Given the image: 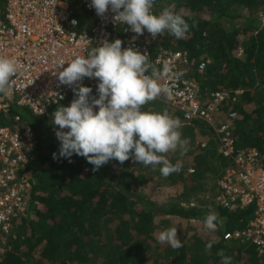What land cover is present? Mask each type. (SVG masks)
Listing matches in <instances>:
<instances>
[{"label": "trees", "instance_id": "trees-1", "mask_svg": "<svg viewBox=\"0 0 264 264\" xmlns=\"http://www.w3.org/2000/svg\"><path fill=\"white\" fill-rule=\"evenodd\" d=\"M164 7L181 14L190 29L179 40L167 31L158 35L152 56L163 49H181L196 63L210 58L203 72L194 65L189 76L207 92L242 90L238 102L223 109L238 113L237 147H256L264 154V92L257 94L264 91V0H156L154 11ZM74 98L71 93L58 107ZM155 105L154 99L142 110L150 111ZM13 112L33 127L36 156L28 168L30 215L14 227L17 238H9L2 264H222L219 251L231 257V264H264V253L258 254L253 246L223 238L226 231L245 226L254 206L229 211L217 201V180L228 160L217 153L216 138L202 122L195 125L210 135L209 147H200L193 155L195 173L188 174L183 165L181 172L168 176L171 184H182L186 196L168 201L159 196L158 184H150L155 190L158 187L153 194L133 190L134 184L146 182L140 171L128 168L131 158L123 164L110 161L95 172L81 156L73 155L71 162L53 159L59 142L51 135L50 114L37 117L28 108L16 106ZM175 113L174 118L182 121L183 116ZM211 175L213 184L208 183ZM208 191L212 205L204 197ZM191 192L202 193L201 198L192 201ZM209 213L218 215L219 224L215 231L206 230V239L192 230L181 241L183 246L173 249L154 237L158 214L198 226L204 225ZM211 241L217 243L206 248Z\"/></svg>", "mask_w": 264, "mask_h": 264}, {"label": "built area", "instance_id": "built-area-1", "mask_svg": "<svg viewBox=\"0 0 264 264\" xmlns=\"http://www.w3.org/2000/svg\"><path fill=\"white\" fill-rule=\"evenodd\" d=\"M113 16L111 10L97 15L91 0H4L0 5V56L14 58L18 64L8 95H0V264L9 249V238L16 237L14 227L30 215L28 168L36 156L34 129L13 112V106L28 108L37 117L50 114L51 135L58 141L52 112L73 93L69 86L59 83V65L117 38L123 41L122 47L132 45L144 52L157 67L165 63L171 66L172 72L162 76L161 83L172 94L157 98L180 112L185 124H205L216 138L217 153L228 160L217 180V201L229 211L254 206L245 226L226 231L223 238L253 246L263 254L264 154L256 147H237V112L223 109L236 103L242 90L205 91L189 74L194 65L203 72L210 58L196 63L181 49L159 50L153 57L151 48L158 36L153 38L146 31L136 36ZM82 83L93 84L90 95H97L95 79L85 78ZM207 145L202 143L203 148ZM185 169L188 174L195 173L193 166ZM182 170L180 167L178 172Z\"/></svg>", "mask_w": 264, "mask_h": 264}, {"label": "clouds", "instance_id": "clouds-1", "mask_svg": "<svg viewBox=\"0 0 264 264\" xmlns=\"http://www.w3.org/2000/svg\"><path fill=\"white\" fill-rule=\"evenodd\" d=\"M155 3L156 0H91V7L99 16L111 10L113 19L136 36L146 31L155 38L167 31L178 40L184 38L190 29L186 19L169 7L154 11ZM122 44L118 38L105 41L87 55L59 65L58 81L69 86L75 98L53 113L52 124L59 141V151L53 153V159L71 162L73 155L81 156L95 172L110 161L123 164L131 158L145 167L158 168L167 177L179 171L181 164H173L165 154L187 151L188 141L179 131L181 121L166 112L142 107L158 96H171L172 90L161 83V77L171 73L172 68L167 63L157 67L137 47ZM17 72L14 58L0 56V95H8L11 78ZM85 78L97 81V95H90L93 89L82 83ZM218 224L216 213L205 216L204 227L209 231L217 230ZM157 240L173 249L183 246L175 227L161 231ZM213 243L217 241L205 247L210 249ZM217 255L222 264H231V257L223 251Z\"/></svg>", "mask_w": 264, "mask_h": 264}, {"label": "rangeland", "instance_id": "rangeland-1", "mask_svg": "<svg viewBox=\"0 0 264 264\" xmlns=\"http://www.w3.org/2000/svg\"><path fill=\"white\" fill-rule=\"evenodd\" d=\"M238 21L242 22V19H240ZM263 92L264 91H262V90H258L257 94H262ZM155 100L158 102V105L157 106L155 105V108L150 110V111L166 112L168 115H170L171 117L174 118V114H176L175 113L176 110L173 108H170V107H172L170 104H168L167 102H165L162 99L156 98ZM179 131L182 133V138L186 139L188 141L187 151L184 153H181L180 151L168 152L165 154L166 158H168L170 160V162H172L173 164L179 162L181 164V166L186 165L187 167L193 166L194 168H196L194 166L193 161H192L193 155L199 153L200 147L203 148L202 147L203 142H206L208 144L207 147H209V141H210L209 136L210 135L202 134L200 131V128L198 126L185 124L184 120L181 121V128L179 129ZM198 148H199V150H198ZM127 166L131 170L135 169L138 172L140 171L141 176L143 177L144 181L146 182L144 184H141V183L134 184L133 190H138L140 188V189H144V190L148 191L150 194H153L154 193L153 191H155L157 193L158 187L155 190L153 187L151 188V186L158 184V186H160V188H161L159 196H161L164 200H168V201L172 200V199H170V197H173V199L177 198L178 200H183L186 198V196L182 195L183 194L182 184H180V183L171 184L169 177L168 176L167 177L162 176L161 173L159 172L158 168L153 169L150 166L145 167L143 165H140L139 163H137L133 159H131V161H129L127 163ZM141 166L145 168L144 171L140 170L139 167H141ZM209 182H210V184L214 183L213 176L208 180V183ZM150 184H152V185L150 186ZM139 190L137 192H139ZM209 191L204 194V197L206 200H209L208 205H212L211 200H210L211 199V197H210L211 192L209 193ZM191 194H192V196H189V198L192 199V201H194V200H196V198H201L200 195L202 193L201 194H198V193L193 194V192H191ZM207 194L209 195V198H207ZM152 197H154V196H152ZM156 224L158 227L156 229V234L154 233V237L156 238V240H157L158 234L161 231L168 229V228H172V227L177 228V235L181 241L184 240V238L186 239L187 235L192 230H196V232H198V233L200 232V235L202 236L203 239H206V237L208 235V232L206 231L207 229L204 227V225L197 224L198 226H196L195 222L191 224L187 220L181 219L179 217H168L165 215L158 214ZM157 242H159V241L157 240ZM161 245L169 246L166 242L161 243ZM153 247H156V246H152V248Z\"/></svg>", "mask_w": 264, "mask_h": 264}, {"label": "crops", "instance_id": "crops-1", "mask_svg": "<svg viewBox=\"0 0 264 264\" xmlns=\"http://www.w3.org/2000/svg\"><path fill=\"white\" fill-rule=\"evenodd\" d=\"M173 108V107H172ZM174 109V108H173ZM177 113L181 114L180 112L177 111ZM183 121V120H182ZM217 145V144H216Z\"/></svg>", "mask_w": 264, "mask_h": 264}]
</instances>
